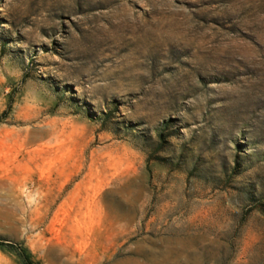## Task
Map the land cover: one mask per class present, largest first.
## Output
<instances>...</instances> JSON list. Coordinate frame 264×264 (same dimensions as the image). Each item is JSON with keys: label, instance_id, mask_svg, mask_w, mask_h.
<instances>
[{"label": "rangeland", "instance_id": "374dc122", "mask_svg": "<svg viewBox=\"0 0 264 264\" xmlns=\"http://www.w3.org/2000/svg\"><path fill=\"white\" fill-rule=\"evenodd\" d=\"M0 240L264 264V0H0Z\"/></svg>", "mask_w": 264, "mask_h": 264}, {"label": "trees", "instance_id": "16d2710c", "mask_svg": "<svg viewBox=\"0 0 264 264\" xmlns=\"http://www.w3.org/2000/svg\"><path fill=\"white\" fill-rule=\"evenodd\" d=\"M0 249L13 252L19 264H35L30 251L22 244L0 240Z\"/></svg>", "mask_w": 264, "mask_h": 264}]
</instances>
